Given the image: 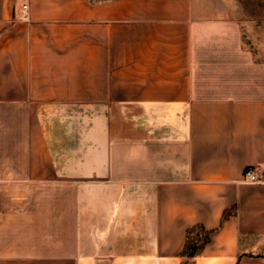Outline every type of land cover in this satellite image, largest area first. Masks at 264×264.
Here are the masks:
<instances>
[{
  "label": "crops",
  "instance_id": "1",
  "mask_svg": "<svg viewBox=\"0 0 264 264\" xmlns=\"http://www.w3.org/2000/svg\"><path fill=\"white\" fill-rule=\"evenodd\" d=\"M26 6V7H25ZM0 0V264H264V11ZM210 241L182 254L189 228Z\"/></svg>",
  "mask_w": 264,
  "mask_h": 264
},
{
  "label": "trees",
  "instance_id": "2",
  "mask_svg": "<svg viewBox=\"0 0 264 264\" xmlns=\"http://www.w3.org/2000/svg\"><path fill=\"white\" fill-rule=\"evenodd\" d=\"M211 231L202 225L189 228L186 232V243L182 254L188 257L198 255L203 247L210 241Z\"/></svg>",
  "mask_w": 264,
  "mask_h": 264
},
{
  "label": "rangeland",
  "instance_id": "3",
  "mask_svg": "<svg viewBox=\"0 0 264 264\" xmlns=\"http://www.w3.org/2000/svg\"><path fill=\"white\" fill-rule=\"evenodd\" d=\"M248 13L249 18L257 19L262 17L264 11V0H238Z\"/></svg>",
  "mask_w": 264,
  "mask_h": 264
},
{
  "label": "built area",
  "instance_id": "4",
  "mask_svg": "<svg viewBox=\"0 0 264 264\" xmlns=\"http://www.w3.org/2000/svg\"><path fill=\"white\" fill-rule=\"evenodd\" d=\"M26 7V6H25ZM244 180L251 183H262L264 179L259 176L257 169L254 167H247L244 171Z\"/></svg>",
  "mask_w": 264,
  "mask_h": 264
}]
</instances>
